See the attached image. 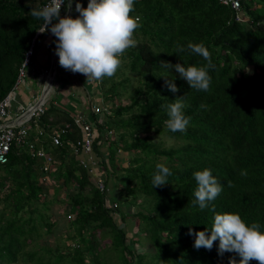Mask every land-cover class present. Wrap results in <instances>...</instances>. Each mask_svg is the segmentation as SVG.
<instances>
[{"label": "trees", "instance_id": "obj_1", "mask_svg": "<svg viewBox=\"0 0 264 264\" xmlns=\"http://www.w3.org/2000/svg\"><path fill=\"white\" fill-rule=\"evenodd\" d=\"M74 1L87 7L86 0ZM46 2L0 0V101L16 86L26 53L42 26L30 11ZM66 13L65 5L61 17ZM132 15L139 17L137 46L124 55L130 69L141 76L140 84L130 103L121 104L117 97L124 82L115 80L118 69L113 77L99 81L103 105L113 102V108L103 112V118L90 114L96 124L94 150L107 182L112 174L125 175L121 198L116 193L110 199L119 208L110 210L106 193L71 152L65 139L83 135L74 118L47 108L39 123L47 133L61 122L72 124L62 146L53 147L50 137L44 136L46 149L59 162L50 180L54 191L66 189L62 200L72 217L70 230L55 245L41 241L56 225L48 212L53 201L46 197L41 163L25 148L13 147L9 162L0 164V264H230L232 260L239 264L241 258L235 253L218 254V240L211 250L194 248L195 236L189 235V228L210 235L214 214L236 213L264 231V0H243V20L219 0H134ZM189 43L207 48L212 67L202 56L190 53ZM161 61L205 67L211 77L209 90L191 89ZM165 79L179 91L168 90ZM177 98L190 122L186 131L173 133L162 106ZM35 130L33 124V136ZM113 130L119 134L115 139L110 135ZM153 133H165L181 143L163 146ZM110 136L104 153L102 142ZM120 149L135 156L123 172L114 174L108 163ZM157 164H164L172 175L164 186L153 188ZM205 168L222 191L201 211L192 203L197 188L193 173ZM241 170L247 175H240ZM122 194L130 207L139 202L144 211L123 208ZM134 219L138 228L129 243L128 220ZM136 243L145 249L137 251Z\"/></svg>", "mask_w": 264, "mask_h": 264}, {"label": "clouds", "instance_id": "obj_2", "mask_svg": "<svg viewBox=\"0 0 264 264\" xmlns=\"http://www.w3.org/2000/svg\"><path fill=\"white\" fill-rule=\"evenodd\" d=\"M72 2L73 0H50L41 8L32 9L31 17L42 20L38 31H50L57 38L55 54L59 58V65L65 70L84 75L86 81H101L106 77H113L121 67V57L128 49L137 46L135 33L140 24L132 15L134 0H89L86 8L77 2L75 10L79 13L78 17H61L62 5H66V11H70ZM187 48L191 54L202 56L208 61L207 67H212L210 53L205 46L189 43ZM180 51L184 49L181 48ZM161 64L165 68L174 69L191 89L205 92L209 90L211 77L205 67H185L181 63L173 65L165 61H161ZM165 86L173 93L179 91L176 84L168 79H165ZM162 107L168 116L165 122L167 128L173 133L186 131L190 117L184 115L181 100L177 98L174 103ZM156 169L152 178L153 188L164 186L168 183L167 177L172 175L164 164H157ZM240 175L246 176L247 172L241 170ZM193 176L197 188L192 203L203 211L218 197L222 186L207 168L194 172ZM211 210L215 211L214 208ZM189 235L195 236L194 248L197 250H211L218 240L219 255L222 256L225 252L235 253L241 258L239 264H249L253 260L264 264V231L260 230L257 223H246L239 214L216 213L210 235L206 231L193 232L191 228ZM230 264H236L235 260L230 261Z\"/></svg>", "mask_w": 264, "mask_h": 264}, {"label": "built area", "instance_id": "obj_3", "mask_svg": "<svg viewBox=\"0 0 264 264\" xmlns=\"http://www.w3.org/2000/svg\"><path fill=\"white\" fill-rule=\"evenodd\" d=\"M219 1L226 6H231L236 11L239 20L243 19L241 14L243 0ZM49 2L50 0H47L43 6ZM64 7L65 5H62L61 10ZM137 19H139V17H137ZM40 34L42 33L38 31L30 49L26 53L16 86L2 101H0V164L9 162L13 147H23L32 157L41 163L40 171L44 183L50 179V175L59 164L56 155L49 149H46L44 145V136L48 135L50 137L53 147L62 146L66 140L71 146V152L77 156L92 179H94L97 187L102 192L106 193V195H109L110 188L107 184V172L104 170V166L100 164L98 155L94 150V129L96 124L90 116L91 113L101 114L109 110V107L98 103L93 106L91 113L75 114L73 116L74 124L80 127L83 135L81 138L75 140L71 138L64 140L69 134L70 129H72L71 123L51 126L48 133L44 128L39 126L50 100L48 97L50 91L48 92V90H46L49 80L46 81V86L42 95L32 99L29 105H26L18 95L20 84L25 80V77H27V68L32 63L35 54L36 40ZM49 75L50 71H47V76L49 77ZM33 124L36 125L35 136L32 134ZM111 132L112 131H110V133ZM97 166H99V171L96 173ZM107 201L110 210L116 212L119 208V204L111 201L108 196Z\"/></svg>", "mask_w": 264, "mask_h": 264}, {"label": "rangeland", "instance_id": "obj_4", "mask_svg": "<svg viewBox=\"0 0 264 264\" xmlns=\"http://www.w3.org/2000/svg\"><path fill=\"white\" fill-rule=\"evenodd\" d=\"M264 25V24H263ZM59 61V58H58ZM129 59L126 57V55H123L121 57V67L119 68V71L117 73V75L115 76V80L117 82H124V86L122 85L120 87V91H121V95L120 97H117L121 104H128L130 103V97L133 93V90L139 86V81H140V75L138 73H136L135 71H132L129 67ZM57 65V64H56ZM52 67H50L49 70L46 71H51ZM249 70H251V68L249 67ZM45 71V72H46ZM47 78L46 74H45V79ZM45 79H38L36 76H32V79L29 81L28 79L25 81L23 80L22 83L20 84V87L24 88V95H23V102L26 105H29L30 101L32 99H34L35 97H38L39 95H42L44 88L46 86V81ZM32 81V86L30 85ZM57 82V79H54L53 82V88L51 89L48 97H49V102L47 104L48 108H52V112L55 111V109H57L59 106L61 105H66L67 107H69L71 101L72 104H74V101L76 99L73 98H69L70 100L68 102L64 101V97L63 94L61 92H59L56 89L55 83ZM85 85H90V83L88 81H86ZM58 87L60 88V85H58ZM90 87L94 88V96L98 95L100 97L95 98V102H92V105H96L97 100L99 99L100 101L103 98L102 92H101V86L99 84L97 85H90ZM73 91L75 93L78 92V90L81 92V89H84V87L82 86H73ZM86 88V87H85ZM88 89V88H87ZM37 100V99H36ZM35 100V101H36ZM34 101V100H33ZM103 104V103H102ZM79 105L81 110H85V106H89V103L87 105H84L82 103V101H79ZM113 102H108V104L106 105L107 107H109V109L113 108ZM72 108H78L77 106L73 105ZM75 111V110H72ZM51 112V113H52ZM56 112V111H55ZM88 109L87 111H84L82 113H88ZM101 116L103 118L104 113H101ZM100 118V119H102ZM102 121V120H101ZM111 136H113L112 139H115L117 137V135H119L116 130H113L112 134H110ZM111 136L109 137V140L103 141L102 142V148L105 151L104 153H106V149H107V141L111 140ZM130 139V137H127ZM153 139L159 143H162L163 146L166 147H170V146H177L181 143L180 139L177 138H171L169 137L167 134L162 133V134H158V133H153ZM135 156V153L133 152H127L124 149H120L118 150L117 154H116V159L114 161H111V163H108V166L110 165V171L114 174L116 173H121L123 172L122 170L125 169V167H127L130 164V160H132ZM113 168V169H112ZM99 171V166H97V170L96 173ZM118 178H115V176L112 174V176L109 179V183L108 186L110 188V193L109 195H107L110 199H114L115 197H120V189L125 191V188H123V186H125L126 183V179H125V175H117ZM44 186H45V190H46V197L47 199L53 201L51 203V207L50 210L48 211L49 214L52 216V220L56 221V225L53 229V231L50 234H44L43 238H41V241L43 242H49L53 245L56 244L57 241H61L62 236H66V234L68 233V231L70 230L69 227V222L72 219L70 213H69V206L62 200L65 198V193H66V189L65 188H61L60 191L56 192L54 191L55 185H53V182L49 179L48 181L44 182ZM56 193V194H55ZM116 193L118 194L116 196ZM120 194V195H119ZM142 199H140L141 201ZM152 202L153 200L150 199ZM122 202H123V208L125 209H130L131 212L134 211H144L145 207H142L141 204H138L137 202L135 203L136 205L133 206H129L126 202V198H124V195L122 194ZM119 219V218H117ZM119 222H121L120 220H118ZM128 242L132 243V235L134 232L137 231L138 225H137V221L134 220H128ZM135 248L137 249V251H143L145 249V246H142V244H134ZM151 246V244H150Z\"/></svg>", "mask_w": 264, "mask_h": 264}, {"label": "crops", "instance_id": "obj_5", "mask_svg": "<svg viewBox=\"0 0 264 264\" xmlns=\"http://www.w3.org/2000/svg\"><path fill=\"white\" fill-rule=\"evenodd\" d=\"M87 4L89 0H86ZM75 4L76 1L73 0L72 2V10H71V17L76 18L78 15L76 14L75 10ZM67 14V13H66ZM56 37L51 34L50 31H47L46 33L42 34L41 37L38 39L35 47V54L33 56V60L31 65L27 68V77H25V81L28 79L29 81L32 79V76H36L38 79H45V74L47 76V71L50 67H52V70L50 71V75L48 78L45 79L51 80L53 78L57 79V82L55 83L56 89L63 94L64 101L68 102L70 99L73 98L76 99L74 101V104H72V101L67 107L66 105H61L57 108V112L61 113L66 117V115L74 116L75 114L82 113L84 111H87L88 113L92 112L93 106L92 102H95V98L100 97L98 95H95L94 88L90 87V85H97L99 81H88L90 85L86 84V77L80 73H72L70 70H65L59 65L58 62V56L55 54L56 50ZM57 64V65H56ZM56 67V70H55ZM46 71V72H45ZM54 75V76H53ZM32 86V81L30 83ZM60 85V88L58 87ZM82 86L84 89H81V92L78 90L77 93L73 91V86ZM86 87V88H85ZM53 88V86H52ZM88 88V89H87ZM24 88L19 87L18 95L20 96L21 100L23 101V95H24ZM79 101H82L84 105H87L89 103V106H85V110H81ZM99 99L97 100V103H101ZM75 105L78 108H72V106ZM75 110V111H72ZM52 119V118H51ZM56 119H52V122L54 123ZM65 123L61 122L60 124Z\"/></svg>", "mask_w": 264, "mask_h": 264}, {"label": "water", "instance_id": "obj_6", "mask_svg": "<svg viewBox=\"0 0 264 264\" xmlns=\"http://www.w3.org/2000/svg\"><path fill=\"white\" fill-rule=\"evenodd\" d=\"M71 10H72V8H71ZM71 10L70 11H67V14L66 15H71ZM55 70H56V68H55ZM52 86H53V78L51 80H49V83L46 86V90H48V92H49L50 89L52 88Z\"/></svg>", "mask_w": 264, "mask_h": 264}]
</instances>
